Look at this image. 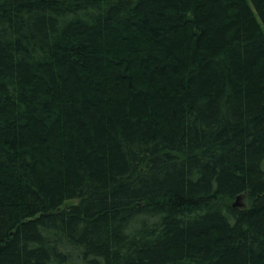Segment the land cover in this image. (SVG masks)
I'll return each mask as SVG.
<instances>
[{
    "label": "trees",
    "instance_id": "1",
    "mask_svg": "<svg viewBox=\"0 0 264 264\" xmlns=\"http://www.w3.org/2000/svg\"><path fill=\"white\" fill-rule=\"evenodd\" d=\"M0 264H264V0H0Z\"/></svg>",
    "mask_w": 264,
    "mask_h": 264
},
{
    "label": "rangeland",
    "instance_id": "2",
    "mask_svg": "<svg viewBox=\"0 0 264 264\" xmlns=\"http://www.w3.org/2000/svg\"><path fill=\"white\" fill-rule=\"evenodd\" d=\"M236 203V205H243L244 203V197L242 196L239 200V202H237V200H234V204Z\"/></svg>",
    "mask_w": 264,
    "mask_h": 264
},
{
    "label": "water",
    "instance_id": "3",
    "mask_svg": "<svg viewBox=\"0 0 264 264\" xmlns=\"http://www.w3.org/2000/svg\"><path fill=\"white\" fill-rule=\"evenodd\" d=\"M239 197H236V200L238 201ZM236 204V203H235Z\"/></svg>",
    "mask_w": 264,
    "mask_h": 264
}]
</instances>
